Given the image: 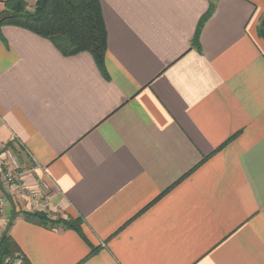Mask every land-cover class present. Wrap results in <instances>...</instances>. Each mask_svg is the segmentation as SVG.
Masks as SVG:
<instances>
[{
  "label": "crops",
  "instance_id": "1",
  "mask_svg": "<svg viewBox=\"0 0 264 264\" xmlns=\"http://www.w3.org/2000/svg\"><path fill=\"white\" fill-rule=\"evenodd\" d=\"M101 7L104 69L0 29V146L42 192L16 208L82 221L15 216L25 264H264V0Z\"/></svg>",
  "mask_w": 264,
  "mask_h": 264
},
{
  "label": "trees",
  "instance_id": "2",
  "mask_svg": "<svg viewBox=\"0 0 264 264\" xmlns=\"http://www.w3.org/2000/svg\"><path fill=\"white\" fill-rule=\"evenodd\" d=\"M213 10L214 5L211 4L208 13L200 20L195 42H198L201 28ZM1 13L0 29L9 24L25 27L51 39L67 55L88 51L98 66L104 69L107 29L101 0H37L33 9L28 8L25 0H6L5 10ZM258 32L264 38V19L259 24ZM13 211L15 216L22 213L26 220L36 224L50 227L63 225L83 234L79 217L53 219L43 211ZM17 252L21 253L20 247L8 231L0 246V264ZM25 262L24 258L23 264Z\"/></svg>",
  "mask_w": 264,
  "mask_h": 264
},
{
  "label": "built area",
  "instance_id": "3",
  "mask_svg": "<svg viewBox=\"0 0 264 264\" xmlns=\"http://www.w3.org/2000/svg\"><path fill=\"white\" fill-rule=\"evenodd\" d=\"M17 143V138L12 139V144L9 146H0V208L1 211L7 201V193L24 192L33 200L42 198V192L36 189H31L22 181V166L19 159V152L14 147ZM19 143V141H18ZM47 208L48 202H42Z\"/></svg>",
  "mask_w": 264,
  "mask_h": 264
},
{
  "label": "rangeland",
  "instance_id": "4",
  "mask_svg": "<svg viewBox=\"0 0 264 264\" xmlns=\"http://www.w3.org/2000/svg\"><path fill=\"white\" fill-rule=\"evenodd\" d=\"M28 8L30 9V8H32V6H28ZM1 15H2V13H1ZM10 144H12V143H10ZM7 146H9V144L5 145V147H7ZM21 166H22V164H21ZM31 189H33V188H31ZM21 199L22 200H26V199L32 200L25 192H24V194H21V195H19L18 193H11V194L7 193V201L5 202V205H6L5 210L10 207L9 201L13 205V208H15L16 210H17L18 207H22V205H24L26 202L22 201ZM21 211H23V210H21ZM0 213H2L1 208H0ZM12 213H13L12 212V208H11V211H10V208H9V209H7L6 215H5V211H4V213L0 214V220H2V222L4 221V223H2L0 221L1 236L5 232L6 228L8 227V224L10 222ZM56 218H58V217H56ZM53 219H55V218H53ZM4 261L5 262H3V264H23L24 263V258L22 257V255L19 252H17V253H15L14 256H12V258L11 257L10 258L7 257Z\"/></svg>",
  "mask_w": 264,
  "mask_h": 264
},
{
  "label": "water",
  "instance_id": "5",
  "mask_svg": "<svg viewBox=\"0 0 264 264\" xmlns=\"http://www.w3.org/2000/svg\"><path fill=\"white\" fill-rule=\"evenodd\" d=\"M0 19H1V18H0ZM14 218H15V211H13V214H12V217H11L10 222H9V224H8V227L6 228V230H5V232L3 233L2 237L0 238V246H1L2 241L4 240L5 235H6L7 232L9 231L10 226H11V224H12Z\"/></svg>",
  "mask_w": 264,
  "mask_h": 264
}]
</instances>
